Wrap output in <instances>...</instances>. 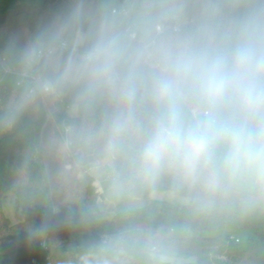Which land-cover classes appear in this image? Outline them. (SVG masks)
Masks as SVG:
<instances>
[{
    "label": "clouds",
    "instance_id": "1",
    "mask_svg": "<svg viewBox=\"0 0 264 264\" xmlns=\"http://www.w3.org/2000/svg\"><path fill=\"white\" fill-rule=\"evenodd\" d=\"M36 115L50 210L26 241L107 218L64 195L99 181L125 222L77 264H197L191 222L264 216V0H58L0 47V135ZM161 192L182 218H131Z\"/></svg>",
    "mask_w": 264,
    "mask_h": 264
},
{
    "label": "trees",
    "instance_id": "2",
    "mask_svg": "<svg viewBox=\"0 0 264 264\" xmlns=\"http://www.w3.org/2000/svg\"><path fill=\"white\" fill-rule=\"evenodd\" d=\"M58 0H0V47L9 32L30 28L35 21L54 6ZM7 91V86L3 88ZM54 122L42 115L27 119L21 128L0 135V264H77L78 259L91 245L118 230L125 222L120 212L112 219H100L91 225L61 228L38 237L25 240L30 227L40 225L43 215L49 211L44 199L50 187L43 145ZM29 153H36L27 168L31 187L42 193L35 202L23 201L15 187L20 169ZM7 193L16 196L24 213V220L13 224L3 210V198ZM64 195L82 198L85 203L99 201L100 192L95 183L87 184ZM57 206L63 209L59 200ZM152 205L151 208L148 206ZM131 218L137 223L161 222L182 218L183 213L163 201L149 200L141 209L131 210ZM195 232L190 247L197 255V264H264V216L252 218H225L214 221H193ZM237 233L249 230L254 237L248 239L247 248L239 240L224 231Z\"/></svg>",
    "mask_w": 264,
    "mask_h": 264
},
{
    "label": "rangeland",
    "instance_id": "3",
    "mask_svg": "<svg viewBox=\"0 0 264 264\" xmlns=\"http://www.w3.org/2000/svg\"><path fill=\"white\" fill-rule=\"evenodd\" d=\"M96 182L99 183V187H98L99 192H100L99 201L105 205V210L107 212V219H112L113 216H115L116 214L126 211L120 206L114 207L111 204H108L107 202H105L102 185L99 181H96ZM152 200L153 201H163L169 205H172L171 203H169L166 195L163 192L159 194L158 198L152 199ZM145 205L146 203L142 207H139L137 209H141ZM3 210H4L5 215L10 219V221L13 224L19 223L24 220L25 215L22 209L20 208V206L18 205L16 196L13 193H7L5 197L3 198ZM133 210H136V209H133ZM224 232L226 234H229L232 238L239 240L241 247L244 249L247 248L248 246V239L250 237H254V234L249 230H244V231L237 233L233 230L227 229Z\"/></svg>",
    "mask_w": 264,
    "mask_h": 264
},
{
    "label": "crops",
    "instance_id": "4",
    "mask_svg": "<svg viewBox=\"0 0 264 264\" xmlns=\"http://www.w3.org/2000/svg\"><path fill=\"white\" fill-rule=\"evenodd\" d=\"M96 185H98L97 187H99V183L98 182H96Z\"/></svg>",
    "mask_w": 264,
    "mask_h": 264
},
{
    "label": "water",
    "instance_id": "5",
    "mask_svg": "<svg viewBox=\"0 0 264 264\" xmlns=\"http://www.w3.org/2000/svg\"><path fill=\"white\" fill-rule=\"evenodd\" d=\"M148 207H149V208H151V207H152V205H149Z\"/></svg>",
    "mask_w": 264,
    "mask_h": 264
}]
</instances>
